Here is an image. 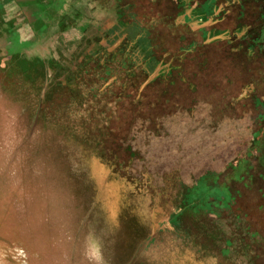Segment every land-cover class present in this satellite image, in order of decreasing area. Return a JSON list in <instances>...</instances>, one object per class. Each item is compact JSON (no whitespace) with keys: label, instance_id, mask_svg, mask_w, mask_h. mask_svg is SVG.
<instances>
[{"label":"rangeland","instance_id":"rangeland-1","mask_svg":"<svg viewBox=\"0 0 264 264\" xmlns=\"http://www.w3.org/2000/svg\"><path fill=\"white\" fill-rule=\"evenodd\" d=\"M0 1L7 17L22 23L19 38L0 37L1 70L11 60L19 65V55H38L48 64L45 89L75 85L88 64L113 55L117 65L121 54L114 51L122 46L141 72L158 64L138 82L139 93L151 82L149 91L167 98L188 82L192 95L183 102L191 109L214 105L213 126H225L220 111L249 121L242 139L236 133L239 147L218 183L229 205L198 196L208 187L197 183L188 189L186 199L195 202L191 207L185 199L186 208L184 185L171 177L183 181L180 170L153 174L144 161L135 171L130 156L120 164L97 158L87 143L40 118L44 91L31 107L26 83L0 72V264H264V0H69L77 1L80 16L74 30L60 39L58 22L50 21L38 40L17 4ZM220 100L225 105L216 110ZM194 120L192 142L202 133ZM181 140L175 168L184 169L177 161L185 155L209 156L196 143L188 153Z\"/></svg>","mask_w":264,"mask_h":264},{"label":"trees","instance_id":"trees-1","mask_svg":"<svg viewBox=\"0 0 264 264\" xmlns=\"http://www.w3.org/2000/svg\"><path fill=\"white\" fill-rule=\"evenodd\" d=\"M13 3L20 8L22 18L25 15L24 20L32 26L31 28L38 35V38L43 35L40 30L49 28L48 22L50 21L52 24L57 22L59 24L56 36L60 39L65 38L71 30H74L76 21L80 17L76 15V10H73L77 1L71 3L69 0L64 2L60 0L56 4L55 0H13ZM124 3L127 4L125 0ZM2 5L3 1H0V37L10 34L19 35L18 29L22 23L17 27L13 25V20L5 21L6 8ZM44 6H47L45 10L43 9ZM68 10L71 12L69 13ZM43 11L44 14H42ZM31 16L32 20L30 19ZM44 16L46 17L44 18ZM27 23L25 22L26 25ZM45 47L50 48L49 44ZM123 52L122 46L114 51V53L121 54L117 60V65L112 61L113 55L103 59V61L98 60L93 65L88 64L81 71V76L75 85L67 86L61 83L46 87L44 102L39 114L40 118L51 126L61 128L67 136L87 143L94 150L96 156H104L111 162L114 160L119 164L126 162L122 160L125 157L130 156L134 161L137 159L133 165L135 171L141 167L142 161L147 162V166L149 165L147 169L153 174H164L171 169L180 170L184 176L183 181L180 175L173 173L175 176H169L173 180L175 179L177 183L184 185L181 186L183 207H190V204L192 207L194 204L195 197L189 196V198H194L188 201L186 195L190 188L197 183V185L202 184L204 187H208L201 188V190L199 188L198 196L202 197L203 194H208L210 198L216 197L217 202L222 201L223 208L228 206L230 202L223 201L225 200L223 190H219L218 183L223 177V168L237 152L236 145L239 147L235 143L238 140L236 133H240L238 137L242 139L241 131L248 130L246 125L249 121L241 122L236 118L232 119L229 117L228 111L225 114L220 111L225 126L217 124L213 126L211 113H213L214 105L208 104V106L203 105L191 109L186 102H183L184 99L188 100L192 95L187 96L189 94V86L187 88V85H190L188 82H183V86L176 87V90L181 89L179 90L182 91L181 94L177 95L176 93L174 95L172 93L167 98H161L159 93L155 95L149 91L148 86L151 82L147 83L144 91L139 93L140 85L138 82L140 81V84L145 83L146 77L148 78L152 74L158 64L152 65L148 71L141 72L140 65L131 62L133 59L124 56ZM13 58L17 59V57ZM25 58L29 64L24 59H20L22 64L19 63V65L11 60L7 62L5 69H0V72L5 70L9 72L12 76L9 75L7 79L13 83H26L27 94L34 100L31 107L36 108L40 91L45 88V74L48 70L46 67L48 64H43L40 58ZM244 61L245 58H242V63ZM48 62L52 65L50 61ZM128 65L129 67H127ZM127 69L130 71H127L126 74L124 71ZM113 70H116L115 79L112 76ZM128 77L130 80L127 84ZM112 78L114 80L111 85L101 90L103 85ZM190 87L192 88L191 85ZM145 91H147V96L144 95ZM127 92L133 93L127 95ZM216 105L215 109L220 110L219 107L223 108L225 102L220 100ZM188 112L192 115L191 117H189ZM194 119L201 122V125L197 127L202 130L199 136L201 138L196 142L188 139V137H194L196 134L192 129ZM181 128L182 133L178 135L177 131ZM189 129H192L193 132L190 135L186 132ZM179 139H182L180 142L183 147L188 148V153H190L191 145L196 143L195 147L199 150L204 145V152L202 153L206 152L209 156L201 155L203 158L194 160L188 157L189 155H185L182 160L177 161V163H182L181 168L184 169L175 168L174 161L177 160L178 156L175 151L176 142ZM186 163L188 165L185 170ZM191 176L192 179H190ZM184 202L187 203V206L183 204Z\"/></svg>","mask_w":264,"mask_h":264},{"label":"crops","instance_id":"crops-1","mask_svg":"<svg viewBox=\"0 0 264 264\" xmlns=\"http://www.w3.org/2000/svg\"><path fill=\"white\" fill-rule=\"evenodd\" d=\"M96 24H97V22H96ZM97 26V25H96ZM96 26H93L92 27V30H90V32H89V34L87 35L88 36V38H92L93 37V35L95 34V30H96ZM20 28H21V26H20ZM19 32H20V30H19ZM22 34V33H21ZM143 34V33H142ZM143 36V35H142ZM16 46L14 45V48H15ZM15 54V53H14ZM16 54H18V53H16ZM17 56V55H16ZM25 57H27L26 55L25 56H21V55H19V58H21L22 60L23 59H26ZM29 57H33L34 59H37V58H39V56L37 55H34V56H31V55H29ZM44 64V63H43ZM71 68H73V66H70ZM71 71H73V70H71ZM67 74H69V72H67ZM67 74L65 75V76H63L62 77V79H64L66 76H67ZM47 87V86H46ZM46 90L47 89H43L41 92H43L44 91V93L42 94V96H44L45 95V92H46ZM42 96H41V98H42ZM40 106H41V104H39ZM36 118H37V116H36ZM38 119V118H37ZM37 119H35V121L37 120ZM38 121V120H37ZM98 161V160H97ZM94 166H97V167H100L101 168V170H102V173H104V174H102V178H103V181L106 179V171H104V169L100 166V164L98 165L97 163H94ZM106 181V180H105ZM107 182V181H106ZM104 186L105 187H107L108 186V184L107 183H105L104 182ZM109 187V186H108ZM153 233H154V236H153V238L155 237V235H156V233H157V229L156 228H154L153 229ZM153 238H151V239H153Z\"/></svg>","mask_w":264,"mask_h":264},{"label":"flooded vegetation","instance_id":"flooded-vegetation-1","mask_svg":"<svg viewBox=\"0 0 264 264\" xmlns=\"http://www.w3.org/2000/svg\"><path fill=\"white\" fill-rule=\"evenodd\" d=\"M6 5H7V3H6ZM5 12H6V10H5ZM9 18V19H8ZM10 20H13L14 21V23H13V25H15V26H17L18 27V25H17V22H16V20H17V17H14V16H8L7 17V15H5V21H10ZM22 27V26H21ZM17 29V28H16ZM19 29H20V27H19ZM19 29H18V32H19ZM10 35H14V34H10ZM17 38H19L20 37V33H19V35H15ZM33 38H36L37 40H38V35L37 34H33Z\"/></svg>","mask_w":264,"mask_h":264}]
</instances>
